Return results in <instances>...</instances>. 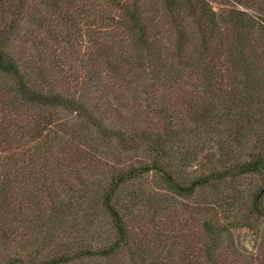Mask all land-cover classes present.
Instances as JSON below:
<instances>
[{"label":"trees","instance_id":"obj_1","mask_svg":"<svg viewBox=\"0 0 264 264\" xmlns=\"http://www.w3.org/2000/svg\"><path fill=\"white\" fill-rule=\"evenodd\" d=\"M146 1L0 0L2 107L38 114L29 122H7L0 145L48 130L36 154L57 144L62 156L55 186L43 171L49 164L31 161L22 168L25 154L0 158V264H169L165 256L173 258L181 244L173 221L155 232L158 258L154 247L139 245V218L144 212L155 225L196 197L222 211L223 221L204 219L203 255L191 254L182 264H220L223 247L233 250L232 230L264 226V0H156L169 12L175 36L152 27L148 17L155 10ZM87 17L116 21L115 30L130 42L128 53L105 45L106 37L92 43L87 82L100 81L102 68L132 86L133 101L149 111L139 127L109 121L105 111L53 84L45 71H39L40 82L29 73L31 64L41 68L49 47L75 48L80 20ZM28 47L34 58L25 62L22 49ZM179 84L192 89L180 114ZM103 150L144 159L111 166L96 161ZM201 161L200 173H183ZM149 175L157 187L144 194L140 184ZM21 231L31 240L25 254L9 241Z\"/></svg>","mask_w":264,"mask_h":264},{"label":"rangeland","instance_id":"obj_2","mask_svg":"<svg viewBox=\"0 0 264 264\" xmlns=\"http://www.w3.org/2000/svg\"><path fill=\"white\" fill-rule=\"evenodd\" d=\"M145 3L149 6V9L151 5L155 10L151 11L148 17V20L153 21L152 27H156L158 33L163 32L165 35L168 34V29H171V34L175 36V31L172 27L169 28L168 26L170 22L168 15L169 12L166 11L162 3L156 0H147ZM214 5L216 6V11H218V7H221V5L216 3H214ZM226 8L228 9V7ZM240 10L247 11V9L244 8H240ZM251 10L257 13L255 10ZM109 12L111 18L118 17L115 12ZM188 23L190 24V21H188ZM116 24V21H99L98 19L88 17L82 21L80 20L77 35L79 33L81 34L78 36L76 35L75 48L72 49L70 46L59 45L49 47L50 50L46 52L47 57L40 66L41 68L39 70L35 69L32 66L33 64H31L28 70L31 77L38 82L41 81L39 79V71L42 70V73L44 71L47 72L53 84L60 86L64 91L69 90V92L74 95L81 96L85 101L97 105L98 109L106 112L109 121H112L118 126H122V123H125L126 127L134 128L142 125L141 122L147 118L146 116L149 111H147L146 105H144L145 103H139V100L136 102L133 101L134 91L132 90V86H128L120 80L115 79L112 71L110 73V70L102 68L98 72V75L101 78L100 81L96 80L95 83L91 85L87 82L88 68H93L91 65L88 67V64H91L89 58L93 57L95 54L92 43H101L103 42V38L106 37L104 39L105 45L116 49L117 53L119 52L120 47H125V52H127V44H130V42L124 38L126 36L121 35L115 30ZM163 28L166 29L164 30ZM161 38L165 40L164 37ZM22 50H26L27 53L25 55V62L34 58V51H30L29 47ZM38 63L39 62H37V64ZM193 83H195V80H193ZM182 85L179 84L174 90L178 96L177 105L180 107L178 114L182 112L183 107L181 106L183 101L186 100V95L190 94L192 90L190 86L185 89V85ZM171 91L172 90L170 89V94ZM2 101H4V97H0V129H6L8 127L7 122H11V120L29 122L32 118L34 120L38 117V114L30 108L10 113L8 110L3 109ZM153 118V115L150 116V120ZM48 135V130H45L39 138L33 140L24 139L23 141H17L9 145H0L1 160L11 155L22 156V154H25L24 164H21L20 166L22 168H26V165L31 161H34L37 165L42 162L46 165L49 164L50 167H46L47 171L53 169L55 172H47L45 168L43 171L46 172L45 174L51 179L50 184L55 186L58 178L61 176L60 174H62V169L58 167V162L62 158V156H60V147L57 146V144H53L49 148L50 150H45L44 148L41 154H36V147H39L41 143L45 144ZM229 135L232 138L234 137L232 133ZM77 147L76 144H73V150H76ZM142 159L144 158L133 157V155L127 154L118 156L117 152L109 153L107 150H103L97 154L96 161L107 162V164L111 166H127L132 163V160L137 164V162ZM93 164H96V162ZM203 165L204 162L201 161L196 163V166L182 171L185 175L190 176L193 172L195 174L200 173V171L204 169ZM140 185L145 186H143V191H145V193L143 192L144 194L151 192L157 187L152 175L144 178L143 183ZM204 205L205 204L199 199V197H196L194 200L184 201L176 208H172L167 217L158 221L155 225L150 223L148 215H145L143 212L142 216L139 218V245L143 248L149 249L154 247V249H156L154 250L156 256L162 258L160 242L156 238L155 232L157 229L164 231L163 228H165V226L168 227L170 221H173L174 229L178 230L175 233L177 241L178 243L181 242V244H178L179 247L175 250L173 258L168 259L169 256H165L166 260H168L166 262L169 264H182L190 258L191 254H193V256H202L204 249L202 223L204 219L216 216L223 221L222 211L213 210ZM136 227L137 226H130V229L135 231V229H137ZM25 232L21 231L17 234L14 233L9 238L10 245L13 249L19 251V253L23 252L24 254L30 250V247L28 246L31 242L29 234H25ZM178 235L180 236L179 238ZM230 237V245H233V250L226 249V246L223 247L219 253L220 264H261V259L263 260L264 256V226L258 228L257 232L247 228L234 229L232 230ZM86 238L89 239V236H86ZM136 239L137 237L132 236V240H130L132 245ZM163 240H167L166 237H163ZM236 248L237 250H235ZM238 253L241 254V256H239ZM202 261L203 258H201V262ZM121 263L130 264L126 259L121 260Z\"/></svg>","mask_w":264,"mask_h":264}]
</instances>
